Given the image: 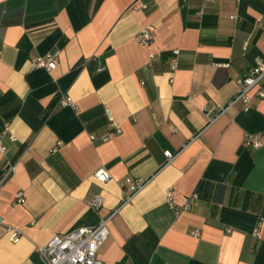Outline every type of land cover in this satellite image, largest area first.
<instances>
[{
	"label": "crops",
	"instance_id": "0c3cea01",
	"mask_svg": "<svg viewBox=\"0 0 264 264\" xmlns=\"http://www.w3.org/2000/svg\"><path fill=\"white\" fill-rule=\"evenodd\" d=\"M262 28L264 0H0V264H44L37 247L116 208L102 264H264V97L202 110L264 58ZM128 178L150 181L118 207Z\"/></svg>",
	"mask_w": 264,
	"mask_h": 264
},
{
	"label": "built area",
	"instance_id": "2783aa9c",
	"mask_svg": "<svg viewBox=\"0 0 264 264\" xmlns=\"http://www.w3.org/2000/svg\"><path fill=\"white\" fill-rule=\"evenodd\" d=\"M256 24L259 23L257 19ZM262 37H264V28H262ZM153 40V28L149 27L141 31L137 37L136 42L139 45H149ZM177 55V51H174ZM56 57L57 53L48 54L44 57H36L30 60L29 65L31 70L45 69L51 71L56 67ZM175 64V59L173 60ZM241 86L240 90L233 95L225 105L216 109L205 105L203 107V112L209 117V124L216 121L220 116L227 113V111L234 106L236 103H242L245 108H248L251 101L250 91L257 87L256 95L259 97H264V58L256 57L254 59V64L250 69L248 75L243 77L238 81ZM63 105L71 104L69 99L62 100ZM109 121L111 123L112 129L116 132H120V128L117 123H115L110 115H108ZM202 134V131L194 136L198 138ZM14 140L13 137H10ZM62 143H57L54 147V151ZM244 145L248 147L259 148L261 142L257 135L248 134L245 136ZM7 148L0 140V156L5 157ZM165 158L166 162H170L174 155L166 152ZM4 168L8 174H11L15 170L14 165H9L5 163ZM94 179L99 183H106L110 179V174L105 169L97 170L94 175ZM150 181L139 179H126L122 185V199L118 207L126 205L131 202L133 197L140 192ZM166 201L171 208H174V203L172 201V195L170 192L166 194ZM16 204H21L24 202V195L22 191H19L16 195ZM103 199L101 195L95 196L90 202L91 207L94 210H98L102 207ZM189 209L188 205L182 207V210ZM118 210L116 208L111 214L105 218H101L99 222L93 227L78 228L70 231L69 233L63 235H56L52 237L44 246L37 247V252L42 258L44 264H102L98 258V251L103 245L108 236V223L111 217ZM2 221L0 220V223ZM7 230L10 233V241L17 243L20 238V233L17 229L8 227ZM257 234V231H255ZM197 235V231L194 232Z\"/></svg>",
	"mask_w": 264,
	"mask_h": 264
}]
</instances>
